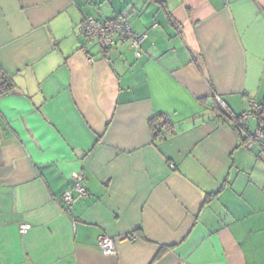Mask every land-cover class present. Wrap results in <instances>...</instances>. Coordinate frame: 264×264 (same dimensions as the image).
I'll return each instance as SVG.
<instances>
[{"label":"crops","instance_id":"obj_1","mask_svg":"<svg viewBox=\"0 0 264 264\" xmlns=\"http://www.w3.org/2000/svg\"><path fill=\"white\" fill-rule=\"evenodd\" d=\"M0 71V264H264V0H0Z\"/></svg>","mask_w":264,"mask_h":264},{"label":"built area","instance_id":"obj_2","mask_svg":"<svg viewBox=\"0 0 264 264\" xmlns=\"http://www.w3.org/2000/svg\"><path fill=\"white\" fill-rule=\"evenodd\" d=\"M82 32L88 40H97L106 50L113 48L119 42L128 41L136 57H140L143 54L142 44L148 38V33H138L124 15L114 20H99L92 16H87L82 25ZM219 101L223 103L220 98ZM251 116L259 119V127L253 133V139L262 137L264 135L263 107L256 101H251L250 110L241 115L238 124L245 126L246 121ZM164 124L165 122H161L158 127L163 129ZM84 179L85 177L82 174L75 173L73 186L79 192L85 191L83 186ZM64 200L67 204H71L73 200L71 189L64 193ZM30 228V224H22L20 226V233L26 234ZM99 247L105 255H114L117 253L114 237L108 234H103L100 237Z\"/></svg>","mask_w":264,"mask_h":264},{"label":"trees","instance_id":"obj_3","mask_svg":"<svg viewBox=\"0 0 264 264\" xmlns=\"http://www.w3.org/2000/svg\"><path fill=\"white\" fill-rule=\"evenodd\" d=\"M14 86H15V84H14L13 80L9 76H7L5 72L0 71V94L7 93V92L13 90ZM219 108L222 112H226L228 110L226 107L222 106L221 103L219 104ZM158 116L160 117L161 115H158ZM158 116L155 117V119H153V121H152V127H153V130H154V133L156 134V136L161 134L163 131V129L157 127V120H159ZM240 117H241V115H240Z\"/></svg>","mask_w":264,"mask_h":264}]
</instances>
